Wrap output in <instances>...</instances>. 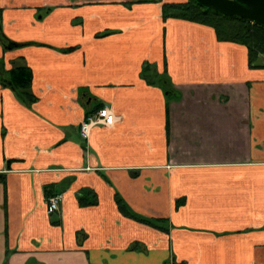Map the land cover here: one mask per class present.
<instances>
[{
  "label": "crops",
  "instance_id": "crops-1",
  "mask_svg": "<svg viewBox=\"0 0 264 264\" xmlns=\"http://www.w3.org/2000/svg\"><path fill=\"white\" fill-rule=\"evenodd\" d=\"M164 1L184 0H53L42 18L40 0H0L10 39L48 44L0 46L38 98L0 85V264H264V68L210 26L163 19ZM100 106L116 122L83 139Z\"/></svg>",
  "mask_w": 264,
  "mask_h": 264
},
{
  "label": "trees",
  "instance_id": "trees-1",
  "mask_svg": "<svg viewBox=\"0 0 264 264\" xmlns=\"http://www.w3.org/2000/svg\"><path fill=\"white\" fill-rule=\"evenodd\" d=\"M47 10H50V7L47 8ZM161 17L163 19L178 18L210 26L214 29L216 38L219 41L234 42L246 47L247 63L250 68H264V26L258 23H253L238 16H225L213 9H205L194 0L162 2ZM111 32L113 31H104L97 34V36L107 35ZM0 43L3 51L32 44L30 42L23 43L14 41L5 35H2L0 38ZM73 49H75V47H67L62 49V51L66 52ZM3 65L4 60L0 58V85L10 88L20 103L28 108H32L38 98L31 91L32 72L30 67L27 66L23 58L11 60V67L9 69H6ZM141 74L148 84L160 87L167 98L179 96V93L173 89L170 78L165 71L163 73H157L154 66L146 63ZM101 107L103 106L98 107L96 110ZM96 110L88 111L85 116ZM85 194L91 195V202L96 203L95 196L89 193L88 190H84L83 196H81L80 199L85 198L87 196ZM116 202L119 210L123 212V214L135 218L125 208L120 198H117ZM141 221L153 224L148 220ZM157 227L160 228L159 226ZM172 264H185V262H173Z\"/></svg>",
  "mask_w": 264,
  "mask_h": 264
},
{
  "label": "water",
  "instance_id": "water-1",
  "mask_svg": "<svg viewBox=\"0 0 264 264\" xmlns=\"http://www.w3.org/2000/svg\"><path fill=\"white\" fill-rule=\"evenodd\" d=\"M205 9L225 16H238L264 26V0H194Z\"/></svg>",
  "mask_w": 264,
  "mask_h": 264
},
{
  "label": "built area",
  "instance_id": "built-area-1",
  "mask_svg": "<svg viewBox=\"0 0 264 264\" xmlns=\"http://www.w3.org/2000/svg\"><path fill=\"white\" fill-rule=\"evenodd\" d=\"M117 118L110 107L103 106L96 112L85 116L79 125V132L83 139H87L90 134V129L94 125H104L110 127L114 125ZM63 198V194L60 192L53 193L46 197L47 212L53 213L58 210L59 203Z\"/></svg>",
  "mask_w": 264,
  "mask_h": 264
},
{
  "label": "rangeland",
  "instance_id": "rangeland-1",
  "mask_svg": "<svg viewBox=\"0 0 264 264\" xmlns=\"http://www.w3.org/2000/svg\"><path fill=\"white\" fill-rule=\"evenodd\" d=\"M41 1V5L44 7V8H40V11L37 13V16H41V18L42 17H44L45 16V12H47V8H49L50 7V9L52 8L51 7V5H53V0H40ZM184 1H186V0H184ZM12 5H16V6H18V7H21V8H25L26 7V5H24V4H16V3H14L13 1H10L9 2V4H6L5 6H3V8L2 9H5V8H7V7H10V6H12ZM0 15H1V10H0ZM100 33V32H99ZM27 34L29 35L30 34V32H27ZM2 35H5V36H7L4 32H3V29H2V20L0 19V38L2 37ZM31 35V34H30ZM8 37V36H7ZM32 43V44H30V45H28V46H31V45H36V46H39V45H48V44H44V43H42V42H37V41H35V40H29V41H26V42H23V43ZM0 46H1V43H0ZM51 46V45H50ZM2 47V46H1ZM3 50V49H2ZM7 51H9V50H6V52ZM5 52V51H4ZM0 58L1 59H3V57H1L0 56ZM4 60V59H3ZM5 66V63H4V65H3V67ZM97 111V110H96ZM96 111H94V112H96ZM93 112V113H94ZM61 193V192H60ZM173 261V260H172ZM172 261H170V263L168 262V264H172L173 262Z\"/></svg>",
  "mask_w": 264,
  "mask_h": 264
}]
</instances>
